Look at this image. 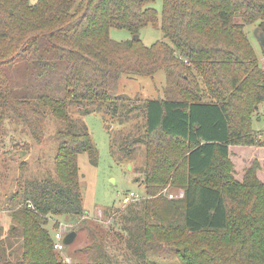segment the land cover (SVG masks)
Segmentation results:
<instances>
[{
	"label": "trees",
	"instance_id": "trees-1",
	"mask_svg": "<svg viewBox=\"0 0 264 264\" xmlns=\"http://www.w3.org/2000/svg\"><path fill=\"white\" fill-rule=\"evenodd\" d=\"M154 1L0 0V127L10 112L40 142L47 111L64 122L54 174L25 189L0 238V264L110 262L95 243L86 248L94 250L88 262L63 263L46 227L49 215L87 214L77 155L96 163V148L70 110L102 111L87 108L102 104L112 116L133 109L144 116L143 130L120 145L145 147L147 197L129 200L119 215L136 264H264V183L255 167L235 180L229 160V146L264 144L252 125L264 102V71L244 30L252 24L264 34V0H162L160 14ZM147 24L169 42L146 46L139 33ZM110 28L133 37L115 40ZM158 70L166 72L163 98L118 93L122 75ZM168 185L183 195L167 199ZM14 234L20 244L8 250L5 238Z\"/></svg>",
	"mask_w": 264,
	"mask_h": 264
},
{
	"label": "rangeland",
	"instance_id": "rangeland-1",
	"mask_svg": "<svg viewBox=\"0 0 264 264\" xmlns=\"http://www.w3.org/2000/svg\"><path fill=\"white\" fill-rule=\"evenodd\" d=\"M30 3L36 0H29ZM152 6L160 14L162 0H155ZM256 26L246 25L244 30L249 36L261 69L264 71L263 48L255 35ZM109 35L115 40L132 38V34L120 28H110ZM142 42L149 46L156 40H164L159 27L147 24L139 33ZM166 72L156 71L153 76L122 75L118 83V93L131 98L154 99L166 96ZM205 94V93H204ZM202 99H208L206 95ZM87 105L89 103H80ZM84 106L73 105L70 116L78 130L90 133L96 148V163L90 160L89 153L77 155L79 184L82 195V205L87 214L75 220L71 217L48 216L47 229L54 236L61 223H71L68 232L76 231L73 242L64 244L58 258L67 255L70 261L88 262L89 252L86 249L95 243H101L106 260L105 264H136L137 259L128 250L122 218L126 203L135 199L130 192L137 195L136 199L147 197L142 183V166L145 164V147L135 143L131 147L122 148L121 142L125 135H134L143 130L144 116L139 109L121 113L123 117L104 113L105 105H89L87 108H100L83 112ZM123 108L120 106V109ZM128 113V114H127ZM253 127L259 138L264 141V102L259 103L252 112ZM78 123V124H77ZM64 126V122L47 111L43 124L44 135L36 142L27 126L12 113L3 119L0 127V238H4L11 225V213L25 203V189H30L33 181L42 179L49 173L54 174V155L59 138L56 131ZM82 126V127H79ZM131 148V153L129 152ZM232 164V176L241 182L248 168L255 167L256 177L264 183V144L232 145L229 151ZM184 177V169L182 168ZM137 179V180H136ZM32 181V182H31ZM167 199H178L183 192L181 187L169 186L161 190ZM160 193V191H159ZM128 196V200H126ZM96 240V241H94ZM21 241L19 234L5 238V247L17 249ZM108 257V258H107ZM65 263V262H63ZM70 263V262H69Z\"/></svg>",
	"mask_w": 264,
	"mask_h": 264
},
{
	"label": "built area",
	"instance_id": "built-area-1",
	"mask_svg": "<svg viewBox=\"0 0 264 264\" xmlns=\"http://www.w3.org/2000/svg\"><path fill=\"white\" fill-rule=\"evenodd\" d=\"M180 195L182 196L183 192ZM129 196H131V197L136 196V198H137V195H135V193H133V192H130ZM125 198H126V200H128V196H126ZM27 206L28 207H32L29 202L27 203ZM71 225H72L71 223L63 222L59 226L58 230L54 232L53 247H54V250L56 252H58V253H62L63 252V249H64L63 238L65 237L66 233H68V229L67 228H69ZM61 260L63 262H65V263L71 262L70 261V257L67 256V255L63 256Z\"/></svg>",
	"mask_w": 264,
	"mask_h": 264
},
{
	"label": "water",
	"instance_id": "water-1",
	"mask_svg": "<svg viewBox=\"0 0 264 264\" xmlns=\"http://www.w3.org/2000/svg\"><path fill=\"white\" fill-rule=\"evenodd\" d=\"M254 32L259 39L260 45L262 46V48H264V34L258 27L255 28ZM75 237H76V231L71 230L68 233H66L65 237L63 238V243L69 244L74 241Z\"/></svg>",
	"mask_w": 264,
	"mask_h": 264
},
{
	"label": "crops",
	"instance_id": "crops-1",
	"mask_svg": "<svg viewBox=\"0 0 264 264\" xmlns=\"http://www.w3.org/2000/svg\"><path fill=\"white\" fill-rule=\"evenodd\" d=\"M230 147H231V146H229V151H230Z\"/></svg>",
	"mask_w": 264,
	"mask_h": 264
}]
</instances>
